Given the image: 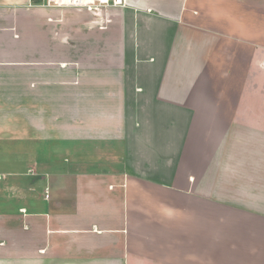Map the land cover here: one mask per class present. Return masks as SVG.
I'll return each instance as SVG.
<instances>
[{
	"label": "crops",
	"instance_id": "1",
	"mask_svg": "<svg viewBox=\"0 0 264 264\" xmlns=\"http://www.w3.org/2000/svg\"><path fill=\"white\" fill-rule=\"evenodd\" d=\"M0 0V264H264V0Z\"/></svg>",
	"mask_w": 264,
	"mask_h": 264
},
{
	"label": "built area",
	"instance_id": "2",
	"mask_svg": "<svg viewBox=\"0 0 264 264\" xmlns=\"http://www.w3.org/2000/svg\"><path fill=\"white\" fill-rule=\"evenodd\" d=\"M41 3L47 7H72L86 10L96 16L101 15L108 8L128 5L127 0H41Z\"/></svg>",
	"mask_w": 264,
	"mask_h": 264
}]
</instances>
